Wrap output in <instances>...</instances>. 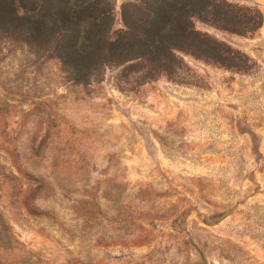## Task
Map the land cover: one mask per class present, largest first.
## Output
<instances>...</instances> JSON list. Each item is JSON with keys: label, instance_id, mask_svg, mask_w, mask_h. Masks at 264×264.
<instances>
[{"label": "rangeland", "instance_id": "1", "mask_svg": "<svg viewBox=\"0 0 264 264\" xmlns=\"http://www.w3.org/2000/svg\"><path fill=\"white\" fill-rule=\"evenodd\" d=\"M108 1L119 30L153 0ZM228 1L262 26L194 24L247 69L178 52L152 79L131 61L78 82L94 58L0 21V264H264V0Z\"/></svg>", "mask_w": 264, "mask_h": 264}, {"label": "trees", "instance_id": "2", "mask_svg": "<svg viewBox=\"0 0 264 264\" xmlns=\"http://www.w3.org/2000/svg\"><path fill=\"white\" fill-rule=\"evenodd\" d=\"M129 6L135 7V15ZM195 19L240 35L252 34L263 24L258 9L228 0L126 4L119 30L114 29V7L108 0H0V21L5 26L39 40L61 37L65 65L94 58L91 69L72 64L78 82H87L91 74L110 64L131 61L147 64L141 69L147 79L172 75L182 68L178 52L228 69H247L249 59L244 53L197 30Z\"/></svg>", "mask_w": 264, "mask_h": 264}]
</instances>
